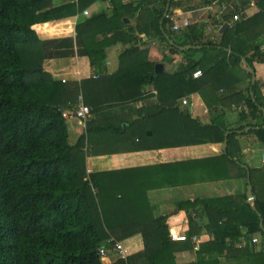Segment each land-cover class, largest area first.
<instances>
[{"label": "trees", "instance_id": "1", "mask_svg": "<svg viewBox=\"0 0 264 264\" xmlns=\"http://www.w3.org/2000/svg\"><path fill=\"white\" fill-rule=\"evenodd\" d=\"M97 1H111V12L83 17L74 36L69 34L70 25L68 33L42 37ZM174 2L149 1L154 9L148 11L152 19L146 23V0L128 4L123 0L59 4L56 0H0V264H105L101 248L109 249L112 239L124 246L136 235L142 236L144 249L128 251L126 258L119 257L113 264H227L252 258L256 264L264 262V255L255 254L251 247L255 236L264 243V195H258L255 182L257 176L264 178V167L250 168L252 205L247 194L198 199L180 203L170 215L156 217L130 170L87 173L89 124L87 131L80 128L84 133L76 142L70 141L69 120L62 112L77 109L82 93H86L83 102L94 108L137 102L153 94L154 106L160 110L178 109L180 100L200 94L208 107L245 106L239 119L246 123L229 128L220 114L210 124H202L191 118L186 107L187 145L222 143L227 132H231L228 158L241 152L239 137L251 136L264 145V98L243 64L246 59L255 69V63H264L263 48L256 42L264 34V11L225 29L220 40L207 34L209 24L171 30L165 14ZM258 5L264 10V0ZM235 8L223 12L224 23L240 13ZM135 13L136 28H130L124 19ZM139 35L149 42H139ZM118 43L124 50L118 56L117 70L94 81L111 92L101 103H96L92 93V79L67 83L45 71L48 60L78 55L89 59L95 75L107 60V49ZM151 43L172 55H183V62L173 72L157 74L148 48H142ZM186 47L197 49L180 50ZM197 53L203 54L200 60L195 58ZM199 70L201 78H194ZM238 73L249 81L245 92L220 94L238 83ZM246 128L251 129L237 132ZM239 168L246 176L247 171ZM182 212L187 216L188 238L175 242L169 236L172 219ZM203 233L210 240L197 245L193 238ZM242 240L246 244L239 247ZM183 252L194 253L196 262L179 263Z\"/></svg>", "mask_w": 264, "mask_h": 264}, {"label": "crops", "instance_id": "2", "mask_svg": "<svg viewBox=\"0 0 264 264\" xmlns=\"http://www.w3.org/2000/svg\"><path fill=\"white\" fill-rule=\"evenodd\" d=\"M141 1L143 0H123V3ZM146 1L149 3L151 0ZM258 2L259 0H175L172 6L169 4L167 13L176 14L180 22L189 21L190 26L209 24L207 34L211 35L212 39L219 38L221 40L223 31L238 23L233 22V18L229 23H224L221 18L223 12L228 8H235L237 5L240 8L239 12L244 16L242 20H252L264 11L259 7ZM59 3L60 0H56V4ZM111 4V1H97L86 10L92 14L111 12L113 7ZM153 9L154 7L150 3L144 8L143 17L145 20L143 21L146 23L152 19L148 11ZM137 18L138 13H135L127 15L124 21L130 28H136ZM81 22L82 18H73L69 34L74 36L76 28ZM57 24L50 30V34H45L42 37L50 39L54 35H63L59 29L61 23ZM215 25L220 26L216 29ZM186 28L183 27L180 31ZM139 42L146 44L149 41L145 35H139ZM256 42L264 52V34L260 35ZM146 46H142V48H148L150 61L155 65H162L163 72H173L184 60L183 55H172L168 49L161 48L157 43ZM191 49H197V47H191ZM122 50H124V45L121 43L109 47L106 51L107 60L103 65L97 67L95 75L92 73L89 59L78 55L48 60L45 62L44 68L54 79L67 83H80L92 79L90 82L92 93L95 95L96 103H101L106 95L110 96L111 92L108 88L95 86L94 81L111 75L117 70L118 56ZM180 50L183 52L182 49ZM202 56V53H197L195 58L200 60ZM166 57L170 61L166 60ZM75 58L78 59L77 62H75ZM243 64L245 68L248 66L246 59L243 60ZM253 70L255 83L258 82V93L260 97L264 98V63H255ZM238 74L241 77L237 81L238 83L227 93L221 90L220 94L229 96L245 92L246 83L249 81L245 80L240 73ZM90 85L88 84V86ZM87 93L90 95L88 90ZM81 98L84 101L86 93H82ZM180 101H182V107L165 110L157 109L154 106L155 97L153 94H150L146 99L132 103L99 104L96 108L88 105L92 111V118L89 122L90 131L86 136L87 173L130 170L137 187L145 191L156 217L174 213L180 203L187 201L243 196L247 194L248 181H251L250 168L261 169L264 167V145L256 142L251 136L239 137L242 150L230 158L227 157L228 144L226 148L224 146L226 135L222 143L187 145L188 138H190L187 133L188 122L185 115L187 108L191 118L199 120L202 124H210L213 117L223 114L225 124L229 128H235L246 123L241 121L238 115L245 109V106L227 103L225 107L223 105L216 108L215 106L207 107L200 94H193ZM237 108L239 113L236 111ZM131 122L133 123L130 124ZM189 125L192 126V123ZM68 128L71 142H76L84 133L78 126L77 120L73 118L69 119ZM237 132L241 134L246 132V129ZM226 134L230 135L231 132ZM239 167L247 171L246 176ZM255 174L257 176L258 173ZM263 179L259 176L255 178L260 197L264 195L262 192L263 182L261 181ZM172 221L174 224L170 231L177 230L188 236L185 212L174 216ZM195 237L196 241H193L196 244L210 240V236L204 233ZM254 239H257V243L253 242ZM245 244L246 241L242 240L239 247H243ZM125 245L131 249V253L144 249L142 238L139 235L128 239ZM251 247L255 254L264 255V243L260 236H255L251 240ZM111 256L113 257V255L109 257ZM112 257L107 258L105 262L113 264L116 260ZM252 259L243 263L231 260L227 264H256ZM178 260L179 263H192L196 262V256L194 253L183 252L178 256ZM259 264H264V262Z\"/></svg>", "mask_w": 264, "mask_h": 264}, {"label": "built area", "instance_id": "3", "mask_svg": "<svg viewBox=\"0 0 264 264\" xmlns=\"http://www.w3.org/2000/svg\"><path fill=\"white\" fill-rule=\"evenodd\" d=\"M65 2H78V0H63ZM91 12L89 10H84L83 13H80L76 16L77 19L83 18V17H88L91 16ZM166 18L168 19L169 23L172 26V30L174 32H179L183 27H189L190 26V22L189 21H184V22H180L178 20V16L176 14H169L167 13ZM242 19H244V16L242 13L239 14H235L233 17V22H240ZM202 76V72L201 71H197L193 74L194 78H200ZM152 92L154 94H156V92L154 91V89H152ZM63 117L67 120L73 118L77 120V124L78 126L83 130V131H87L88 129V124L92 118V111L91 108L86 105L82 99H80L79 101V106L77 109L73 110H63ZM169 236L171 238L172 241L175 242H183L187 240V236L185 234L180 233L177 230L174 231H170ZM194 241H196V237L193 238ZM254 243H257V239L253 240ZM110 247L108 248H101L100 250V255L102 260H106L110 255H118L121 258H126V250L124 248V246L115 241L114 239L110 240ZM198 245V244H197Z\"/></svg>", "mask_w": 264, "mask_h": 264}, {"label": "water", "instance_id": "4", "mask_svg": "<svg viewBox=\"0 0 264 264\" xmlns=\"http://www.w3.org/2000/svg\"><path fill=\"white\" fill-rule=\"evenodd\" d=\"M166 15H167V13H166ZM166 15H165V17H166ZM181 49L183 51H185V50H190L191 47H186V48H181ZM246 68L252 74V84H255V72H254V70L252 68L248 67V66ZM155 72L157 74L163 73V66L160 65V64L156 65L155 66ZM250 129L251 128H246V131L250 130ZM228 136H229V134H226V139H225V142H224L225 148L227 147V144H228ZM263 158H264V153H263ZM248 183H249L248 190H247L248 203L252 205L255 202V198H254V195H253V188H252L251 181L249 180Z\"/></svg>", "mask_w": 264, "mask_h": 264}, {"label": "rangeland", "instance_id": "5", "mask_svg": "<svg viewBox=\"0 0 264 264\" xmlns=\"http://www.w3.org/2000/svg\"><path fill=\"white\" fill-rule=\"evenodd\" d=\"M61 2H64V1H63V0H60V3H61ZM71 23H72V20H70V21H66V22L60 24V28H59V29H60V33H66V32H69V31H68V27H69V25H71ZM57 29H58V28H57ZM64 29H65V30H64ZM44 35H45V34H44ZM75 60H76L75 62H77L78 59L75 58ZM76 64H77V63H76ZM240 78H241V77L239 76V74H237L236 77H235V80H236V81H239ZM245 80H246V79H245ZM245 80H244V81H245ZM246 86H248V83H246ZM205 104H206V103H205ZM206 106H207V105H206ZM207 107H208V106H207ZM236 111L239 113L238 108H237ZM236 111H235V112H236ZM238 113H237V114H238ZM238 115H240V113H239ZM139 236L142 238L141 235H139ZM134 237H135V236H134ZM131 238H133V237H131ZM142 241H143V238H142ZM143 244H144V242H143ZM124 246H125V250H126V252H127L126 255H128V251L130 252V254H132V253H131V249H129V248L127 247V245H125V242H124ZM240 247H242V246H240ZM111 257H112V256H111ZM111 257H108V258H111ZM114 258H115V260H117V259L119 258V256H118V255H115V256L113 255L112 259H114ZM103 261H104V263H106V262H105L106 260H103ZM106 264H107V263H106Z\"/></svg>", "mask_w": 264, "mask_h": 264}]
</instances>
